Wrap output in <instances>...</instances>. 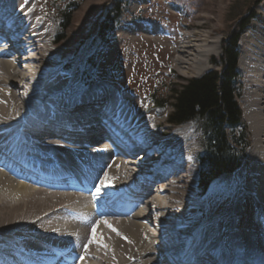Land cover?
Returning a JSON list of instances; mask_svg holds the SVG:
<instances>
[{
  "label": "bare ground",
  "instance_id": "6f19581e",
  "mask_svg": "<svg viewBox=\"0 0 264 264\" xmlns=\"http://www.w3.org/2000/svg\"><path fill=\"white\" fill-rule=\"evenodd\" d=\"M69 1L89 8L88 4ZM132 2L137 6L151 0ZM37 10H41L40 3L0 0V29L5 28L9 35L20 39L10 50L21 55L7 59L0 52V264L30 260L31 249L39 252L48 244L69 248L78 264H165L171 255L182 264H264V10H259L254 33L245 34L242 39L247 46L242 56L248 59L244 61L248 77V82L244 81L248 92L244 106L250 113L249 116L247 112L252 144L248 154L252 156L249 174L238 190L239 198L229 207L223 199L224 204L210 200L206 207L197 199L202 196L195 189L193 141L183 129L164 127L154 116L145 118L146 107L112 89L115 81L106 83L108 72L98 73L84 87L71 77V70H62L66 66L58 64L67 51H61L65 47L57 35H49L55 22L37 14ZM72 20L73 15L69 26ZM197 26L205 27L204 23ZM75 28L78 27L72 24V30ZM63 33L67 37V32ZM179 34L174 43L172 37L154 27H121L114 44L103 49L101 64L106 65L119 47L134 48L131 42L139 39L159 46L160 53L166 55L165 65L160 68L164 76L168 77L163 68L169 61L172 67L168 68L182 75L201 74L202 63L214 53L204 49L211 43L201 44L207 34L196 30ZM8 38L6 35L5 41L11 37ZM17 67L21 68V76ZM103 111L105 119L98 116ZM32 114L42 121L36 135L25 130L30 128ZM103 131L127 153L141 147L147 150L142 172L152 173L154 178H143L147 184L145 195L159 217L143 207L110 219L96 216L99 202L103 206L105 198L121 199L120 190L131 181L137 182L139 175L129 173L120 160L110 159L100 148L68 147L57 142L58 137L63 141L90 139ZM2 149L33 160L46 158L49 165L62 167L57 170L59 175L69 178L71 173L89 190L59 193L58 189L49 190L17 179L7 173L8 160ZM146 157H151L148 163ZM198 204L206 212L204 225H196L198 216L194 210ZM195 212L202 214L197 209ZM151 218L153 221H149ZM64 235L66 240L62 241ZM209 240L208 245L215 247L212 250L205 246ZM180 250L188 252L187 258L179 255Z\"/></svg>",
  "mask_w": 264,
  "mask_h": 264
},
{
  "label": "rangeland",
  "instance_id": "374dc122",
  "mask_svg": "<svg viewBox=\"0 0 264 264\" xmlns=\"http://www.w3.org/2000/svg\"><path fill=\"white\" fill-rule=\"evenodd\" d=\"M29 1L33 5L40 3L41 10H37L36 13H41L44 18L50 20L52 19L55 22V25L49 29V35L54 37L56 35L59 36L60 39L58 42L63 43L65 47V49L63 48L61 51H67L66 57L58 64L59 66H66L65 68H62L64 72L65 70H71L70 73L73 79L79 81V83L81 82L80 80L84 79L86 84L92 77L94 78L97 76L98 73L108 72L109 80H106V83L111 80L115 81L116 85L113 86L112 89L115 91H122L123 93L121 92V96L131 98L136 102H140L142 107H146L148 110L145 114V118L154 116L157 121L164 123L162 124L164 127L169 126L173 129H183L188 135H190L191 140L193 141V162L196 168L195 189L199 190V195L202 196V198H199V196L198 198L196 197L198 192H196L197 194H195V197L202 200L201 204H204L206 207V203L210 200H214L215 202L219 201L223 204V200H225L226 205L229 207L233 202L235 203L238 200V190L240 187H243L244 180L249 174L248 170L250 169L249 166L252 156L251 153L250 157L248 154L252 144V131H250L248 123L249 112L246 110L247 106H244L245 99L248 100V92L244 90V81L248 82L244 65L248 59L247 57L242 58V56L247 50V46L242 42V39L245 34L251 35L254 33L255 23L260 15L259 10H264V0H167L165 2H162L161 0H152L151 3L145 4V6L141 9L136 8L132 0H129L125 12L122 14L116 29L113 31L106 45H103V43L100 42V39L97 36V29L103 16L111 8H113L114 3L117 0H74L80 3L82 2V5L88 4L89 8L87 9H83V6H76L69 0ZM63 12L65 17H63ZM252 14L254 15V18L250 19L249 24L245 26L242 31H240L238 36V59L236 67V72L239 76L237 83L239 94L237 96V100L241 109V117L249 128L247 131L249 132L250 145L246 152L248 165L245 167L243 172L241 170L239 174L236 173L228 180L213 181L209 188L206 191L201 190L200 194L198 174L199 164L196 157L201 149V146L200 135L197 130L196 123L188 122L177 125L169 122L167 116L172 110L171 106L168 105L164 109L159 108L155 105V103H153V101H151L150 95L156 90L157 96L161 97L162 100H166L168 98L170 88L174 86H181L186 83L187 79L201 77L211 70H220V63L216 65L215 62H220L222 48L227 37L231 33H236L240 26L243 25ZM72 15L73 20L71 23L78 27L77 30L76 28L72 30V24L69 26L70 17ZM76 15H79L80 17L77 18ZM132 17H136L137 19L144 21H142L143 23H140V20H135ZM61 21H63L62 26L59 25ZM203 23L205 27L197 26ZM127 26H152L161 32H165L169 37H172L174 43L179 40V33H191L196 30L198 32H202L203 34H207L206 40L201 44L211 43L204 49H211L214 53L208 57L204 63H202L201 66L204 71H202L201 74L193 75L190 73L182 75L176 72V70L174 71L171 68H168L169 65L172 67L170 64L171 61H169L167 68H163V70L168 73V77H166L160 70V68L165 65L166 55L164 57L163 54L160 53L159 46L156 47V45H148L145 41H140L138 39V41L135 40L134 42H131V44L134 45V48L124 50L119 47V50L113 54L114 58L111 57L110 61H108L106 65H102L100 59L104 52L103 49L108 45L114 44V38L117 35L119 28ZM60 28L61 31L59 30ZM63 32H67V37L64 36ZM59 33H63V36ZM171 46H174V44L171 43ZM55 50L58 53L60 52V48L58 46L55 47ZM121 50L123 52H121ZM218 50L220 51L219 54H217ZM92 54L95 58L96 69L91 72V76H88V73H84V70L87 63L86 60L89 56H92ZM67 65H70L71 68L69 67V69H67ZM238 67L240 68L238 69ZM58 74L61 75L63 73L59 71ZM86 84H84V87ZM242 94L244 95L242 96ZM262 107L263 115L261 130L262 134H264V105ZM165 131V133H167L168 129L165 128ZM262 140L264 141V137ZM217 195L219 197H217ZM196 209L200 211L199 213H202L200 216L195 212ZM194 213L198 216V218H195L198 221L196 225L206 224V212L204 211L203 205H199L198 208L196 207ZM156 216L159 217L158 213ZM210 243L211 242L209 240L205 246ZM214 248L213 244L207 246V249L212 250Z\"/></svg>",
  "mask_w": 264,
  "mask_h": 264
},
{
  "label": "trees",
  "instance_id": "16d2710c",
  "mask_svg": "<svg viewBox=\"0 0 264 264\" xmlns=\"http://www.w3.org/2000/svg\"><path fill=\"white\" fill-rule=\"evenodd\" d=\"M128 2L117 0L100 21L97 36L103 45L109 41ZM252 18L253 14L236 33L227 37L220 62H215L216 65L220 63V70H211L201 77L187 79L179 88H170L166 100L157 96L156 90L150 95L159 108L171 106L172 110L167 116L169 122L177 125L196 123L201 146L197 155L200 192L206 191L213 181L228 180L247 167L246 152L250 140L237 100L239 76L236 67L238 36ZM56 38L60 39L59 36ZM86 61L84 73L90 75L96 68L94 55Z\"/></svg>",
  "mask_w": 264,
  "mask_h": 264
}]
</instances>
